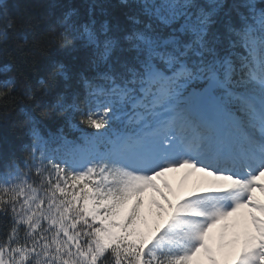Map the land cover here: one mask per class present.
<instances>
[{"label":"snow or ice","instance_id":"6c2138e0","mask_svg":"<svg viewBox=\"0 0 264 264\" xmlns=\"http://www.w3.org/2000/svg\"><path fill=\"white\" fill-rule=\"evenodd\" d=\"M50 43L38 87L0 80L62 118L0 151V264H264V0H79Z\"/></svg>","mask_w":264,"mask_h":264},{"label":"trees","instance_id":"16d2710c","mask_svg":"<svg viewBox=\"0 0 264 264\" xmlns=\"http://www.w3.org/2000/svg\"><path fill=\"white\" fill-rule=\"evenodd\" d=\"M79 0H8V14L18 18L30 13L35 21V28L26 36L17 29L11 32V39L7 45H0V68L5 62L12 65V72H0V80L7 76L22 73L21 80H26L34 87H38L37 80L44 75L43 69L53 58H63L59 44L50 43L56 35L58 22L63 6L78 3ZM21 45L23 52L16 51ZM18 105L7 109L0 104V151L7 148L19 149L29 138V119L24 114L30 112L41 122V132L47 134L55 132L60 124L61 117H57L50 109L38 107L32 101L26 100L20 92L17 93ZM45 101L50 97H45ZM23 109V110H22Z\"/></svg>","mask_w":264,"mask_h":264},{"label":"rangeland","instance_id":"374dc122","mask_svg":"<svg viewBox=\"0 0 264 264\" xmlns=\"http://www.w3.org/2000/svg\"><path fill=\"white\" fill-rule=\"evenodd\" d=\"M185 171L173 172L167 174V179L172 183L173 188L176 190L183 189L185 192L191 190L195 186V182L200 174H193L191 177L185 178ZM258 197H262V194L258 191ZM264 198V197H262Z\"/></svg>","mask_w":264,"mask_h":264}]
</instances>
